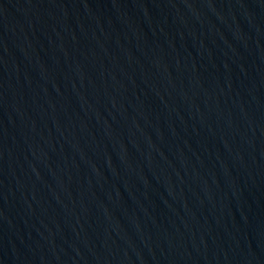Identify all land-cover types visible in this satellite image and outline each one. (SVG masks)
<instances>
[{
  "label": "water",
  "instance_id": "water-1",
  "mask_svg": "<svg viewBox=\"0 0 264 264\" xmlns=\"http://www.w3.org/2000/svg\"><path fill=\"white\" fill-rule=\"evenodd\" d=\"M0 264H264V0H0Z\"/></svg>",
  "mask_w": 264,
  "mask_h": 264
}]
</instances>
